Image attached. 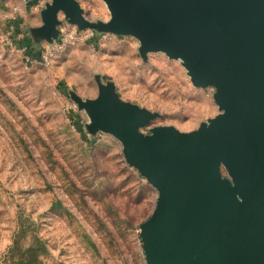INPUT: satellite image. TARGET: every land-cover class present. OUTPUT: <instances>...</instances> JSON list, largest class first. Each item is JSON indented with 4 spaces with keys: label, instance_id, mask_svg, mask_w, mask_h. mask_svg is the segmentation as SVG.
Returning <instances> with one entry per match:
<instances>
[{
    "label": "rangeland",
    "instance_id": "1",
    "mask_svg": "<svg viewBox=\"0 0 264 264\" xmlns=\"http://www.w3.org/2000/svg\"><path fill=\"white\" fill-rule=\"evenodd\" d=\"M46 1L0 0V264H8L19 223L30 225L22 246L36 234L48 248L38 264H146L139 225L157 190L126 162L117 138L87 131L89 117L70 92L94 98L96 75L114 82L121 99L159 113L140 128L147 133L155 125L189 131L215 116V88L194 86L181 61L163 52L143 60L131 35L92 29L59 51L34 43L29 28L42 23ZM77 1L87 18L109 19L103 0ZM17 37L27 38L28 55Z\"/></svg>",
    "mask_w": 264,
    "mask_h": 264
},
{
    "label": "water",
    "instance_id": "2",
    "mask_svg": "<svg viewBox=\"0 0 264 264\" xmlns=\"http://www.w3.org/2000/svg\"><path fill=\"white\" fill-rule=\"evenodd\" d=\"M103 1L108 20L87 18L77 0L46 1L32 41L57 39L59 12L79 30L131 35L143 60L163 52L194 86H213L219 109L189 131L144 133L159 113L121 99L114 82L96 75L94 98L70 92L87 131L117 138L157 190L139 225L146 264H264V0Z\"/></svg>",
    "mask_w": 264,
    "mask_h": 264
},
{
    "label": "trees",
    "instance_id": "3",
    "mask_svg": "<svg viewBox=\"0 0 264 264\" xmlns=\"http://www.w3.org/2000/svg\"><path fill=\"white\" fill-rule=\"evenodd\" d=\"M27 38H24L21 43L27 44ZM30 225L19 223L12 244L8 248L9 261L8 264H38L41 256L48 254V248L42 238L36 234H32L27 245H21V238L27 236V231Z\"/></svg>",
    "mask_w": 264,
    "mask_h": 264
},
{
    "label": "built area",
    "instance_id": "4",
    "mask_svg": "<svg viewBox=\"0 0 264 264\" xmlns=\"http://www.w3.org/2000/svg\"><path fill=\"white\" fill-rule=\"evenodd\" d=\"M21 8L19 5H12V12H17ZM92 34V29L86 28L79 30L75 25L70 24V23H65V24H59L58 25V37L56 40H54L52 43H50L51 49H54V51H59L64 49L65 44L71 40V39H77V38H82V37H88L89 35ZM17 43H19V47L21 51L27 53V50H29L27 47V44L21 43L20 37H17ZM40 57V62L43 63H48L49 58L51 57L52 50L49 48H45L39 53ZM28 55V53L26 54Z\"/></svg>",
    "mask_w": 264,
    "mask_h": 264
},
{
    "label": "crops",
    "instance_id": "5",
    "mask_svg": "<svg viewBox=\"0 0 264 264\" xmlns=\"http://www.w3.org/2000/svg\"><path fill=\"white\" fill-rule=\"evenodd\" d=\"M31 0L25 1V4H30Z\"/></svg>",
    "mask_w": 264,
    "mask_h": 264
}]
</instances>
